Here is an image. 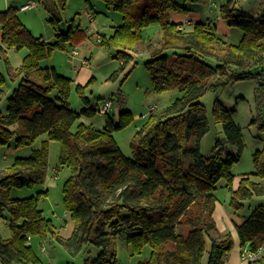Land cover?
<instances>
[{"label": "trees", "instance_id": "1", "mask_svg": "<svg viewBox=\"0 0 264 264\" xmlns=\"http://www.w3.org/2000/svg\"><path fill=\"white\" fill-rule=\"evenodd\" d=\"M67 1L61 0L63 8ZM102 1L108 10L121 14L122 22L111 35H101L99 46L114 49L115 58L129 62L133 59L130 51L144 39V30L159 24L162 42L149 44L150 57L144 64L152 76L153 92L178 89L180 96L145 117L132 144L135 157L130 158L114 133L134 121L133 113L122 111L117 120L108 114L102 128L81 122L82 116L100 112L98 103L92 104L85 92L93 80L77 86L83 107L76 110L69 101L74 80L43 63L56 49L79 45L91 37L86 29L73 19L62 30L63 19L54 13L50 24L55 40L49 42L31 32L19 18L17 7L0 11L4 45L27 50L17 69L18 86L7 99V111L0 110V146L32 147L28 156H17L0 174V217H7L11 229L9 238L0 235V264L38 263L33 238L57 236L56 224L40 207L49 192L43 186L53 141L60 144L57 167L71 170L63 192L65 209L74 223L71 236L58 235V239L74 254L90 252L92 246L102 248L98 257L86 259L87 264H118L111 245L119 236L133 254L142 253L146 246L152 248L139 264H203L207 252V264H223L233 248V236L230 231L219 232L213 217L218 184L226 181L234 210L244 208L254 196H264V149L254 153L255 170L244 174L234 189L233 167L239 158H225L220 150L208 156L201 152V139L210 129L201 98L228 81L264 75V10L257 15L238 12L236 0L220 5L226 23L243 33L233 44L211 23L197 22L191 29H180L170 13L188 12L181 0ZM0 82H5L2 73ZM233 111L217 100L213 115L223 124L226 140L241 152L245 141ZM42 135L46 138L34 147ZM193 138L194 162L186 170L183 147ZM12 188L37 189L33 196L11 197ZM237 232L243 247L248 244L256 250L264 246V203L237 226ZM251 264H264V252Z\"/></svg>", "mask_w": 264, "mask_h": 264}, {"label": "rangeland", "instance_id": "2", "mask_svg": "<svg viewBox=\"0 0 264 264\" xmlns=\"http://www.w3.org/2000/svg\"><path fill=\"white\" fill-rule=\"evenodd\" d=\"M30 1L33 0H0V11L10 6L17 7L18 16L23 23L35 36H42L46 40H55V31L50 24V19L53 18L54 13L63 19L61 23L62 30L68 29L70 22L74 19L76 23H80L82 27L87 30L89 36L91 35V37L86 38L77 45L80 51L86 54L87 57H90V67L88 69L92 71L93 81L85 89V92L91 99V103H98L99 108H101L106 101L112 99L113 106L109 114L114 119L116 118V114L118 113V118L119 113L122 111L129 110L133 113L134 121L127 127L116 131L114 136L123 153L130 158H134L135 154L132 144L138 129L143 125L145 117L150 113V106L156 105L158 109L165 108L173 102L176 97L180 96L179 90L174 89L159 94L152 91V76L144 64L145 60L149 59V54L140 57L136 55L132 60L126 62L122 66L121 62L123 59L114 57V49L106 51L103 47L99 46L98 42H96V35H111L113 33L112 25L119 22L122 18L121 14L118 15L114 11L111 12L118 16H114L111 13L109 16L105 14L104 11L108 10L102 0H92L97 10L102 11V13L92 12L95 15L93 23L89 21L86 13L91 11L86 0H68L65 8L62 6L61 0H35L37 2L36 6H30L22 10L21 6L28 4ZM181 1L188 8V12L185 15L192 17L194 23H209V19L213 20L215 24L217 23L218 11H215L216 13L214 12L213 14L210 13L208 10L209 2L204 0ZM217 1L220 5L223 4L221 1ZM247 2L248 3H245V5L243 4L244 7L253 11L251 5L259 8L263 5L264 0H247ZM236 5L238 12L239 10L241 12L244 11L237 3ZM47 7L51 8L53 12L49 11ZM218 8L220 9V7ZM259 11L261 10L257 12ZM190 12H194L195 15L199 14L201 19H199V21L195 20ZM255 13L256 12H253L252 14L255 15ZM226 25L231 28L228 24ZM191 28H193V25L189 27V29ZM232 29L242 33L238 28L232 27ZM1 34L0 25V45L4 47L3 50L0 49V73H2L5 79L4 84H0V89L3 90L0 110L6 113L8 106L7 99L8 96L12 94L13 89L18 86L20 76L18 75L17 69L22 64L27 50L8 48L4 45ZM218 34L229 43H238V40L232 37V35L224 36L219 32ZM145 37L147 40L152 38L155 44L153 42L150 43L154 46H158L162 42L161 26L159 24H152L147 27ZM147 40L144 41L147 43L145 46L149 47L150 43H148ZM153 45L152 48L154 47ZM70 48L71 47H68L65 50L56 49L52 55L45 60L44 65H53L60 73L68 75L75 80L78 71L74 69V66L80 67L79 65L82 60L79 58L71 60ZM75 92L80 97L79 93L74 88L71 96ZM75 96L74 94L71 98ZM217 100L221 101L226 108L230 110L234 109L232 112L233 120L241 127L245 141V146L241 152H239V147L237 145L230 144L226 140L223 124L214 119L213 109ZM201 101L206 106L210 125L209 131L201 139V152L208 156L220 150V153L225 158L230 156L239 158L238 162L235 163L233 167L235 179L242 178L244 174L254 171V153L257 150L264 149V75L228 81L226 85L220 86L217 90L207 92L201 98ZM106 115L108 114L98 112L96 115L88 118L94 120L100 116L105 117ZM136 115H138L137 118H135ZM106 118L107 116L105 119ZM93 123L94 126H97L95 124L96 122ZM45 138L46 135L39 137L34 147L39 146ZM219 141L220 144L219 147H217ZM195 143L196 139L193 138L191 141L184 144L182 159L186 170H188L194 162V156L191 150L194 148ZM10 147L15 148L14 145ZM31 149L32 147L18 148V153H14L8 146H0V174L14 162L17 156H28L31 153ZM59 155L60 144L54 142V147L50 150L49 155L50 170L57 166ZM70 174V168L67 166L60 167L58 177L53 178L58 181V187H53V185L48 184L49 188L46 189L49 190V192L47 196L42 197L40 201V207L44 210L45 215L51 217L57 226V236L51 235L46 239L35 237L32 241V246L41 261L29 264H87L86 259L89 258V256L98 257L102 251V248L92 246L89 249L90 252L82 251L74 254L58 239V235L70 237L74 229V223L64 206L63 184ZM36 189L12 188L10 190V195L11 197H29L36 195ZM217 190L220 197L224 193L229 192L225 180L220 181ZM259 203H261L259 202V196H254L252 200L247 202L246 209L250 208L249 205H252V208H254ZM7 215L8 213L5 214V216ZM0 235L3 238H9L11 236V229L8 225L7 217H0ZM43 246L46 248L45 251L43 250ZM111 249L116 253L118 264H139L141 260L149 257L152 248L146 246L142 253L133 254L131 246L125 241L123 236H119L113 241Z\"/></svg>", "mask_w": 264, "mask_h": 264}, {"label": "crops", "instance_id": "3", "mask_svg": "<svg viewBox=\"0 0 264 264\" xmlns=\"http://www.w3.org/2000/svg\"><path fill=\"white\" fill-rule=\"evenodd\" d=\"M217 4H218V7H220V4L218 3L217 0H214ZM221 1V3H224L226 2L227 0H219ZM87 4L89 5V9L91 11L89 12H86L87 13V16H88V19L91 23L94 22V19H95V15L92 13V12H95V13H102V11H98L97 10V7L94 5L93 1L92 0H86ZM236 3L242 7L241 9L244 10L245 13H248V14H252L253 12H256L255 15H257L258 13H260L262 10H264V3L263 5H261L259 8H256L254 6L251 5L252 10H250L249 8L247 7H244L245 3H248L247 0H236ZM244 4V5H243ZM222 5V4H221ZM23 6V5H22ZM21 6V7H22ZM209 7V6H208ZM216 8L215 11L218 15V20H217V23L215 24L213 20L209 19V23H211L212 25H214L217 29V31L224 35V36H230L232 35V37H234L235 39H237L239 42L243 36V33H239V31H235L234 29L232 28H229L227 27V23L226 21L222 18V16L220 15V11L218 10L219 8ZM244 7V8H243ZM254 7V8H253ZM261 10L259 12H257L258 10ZM21 10V9H20ZM23 10V9H22ZM108 10V9H107ZM209 12H210V9L208 8ZM112 10H108V11H104L105 14H107L108 16L110 15V13L114 16H118L119 13L116 12V14L118 15H115V13L111 12ZM214 11V12H215ZM115 12V11H114ZM213 12V13H214ZM215 12V13H216ZM191 15L195 18V20H198L201 19L200 18V15L197 14L195 15L194 12H190ZM211 13V12H210ZM212 13V14H213ZM186 13H179V12H176V11H172L170 13V17H171V20L173 22H176V23H180L181 25H184L186 29H189L190 26L194 25V21L192 20L193 18L190 17V16H187L185 15ZM254 15V14H253ZM189 18V19H188ZM122 22V18L119 22H117L116 24H113L112 25V28H113V32H114V29ZM147 29V28H146ZM146 29L144 30V32H146ZM87 31V30H86ZM1 33H2V29H1ZM1 37H2V34H1ZM46 40V39H45ZM147 38L145 37V33H144V39L142 40V42L140 44H138L135 49L133 51H130V53L132 54L133 58L138 55L139 57L140 56H146V55H150V50L148 48V46L146 47L145 44H147L146 41ZM47 41H53V40H47ZM148 43H152L153 42V39L150 38L149 40H147ZM97 42V41H96ZM155 44V42H153ZM236 43V42H235ZM3 46V45H2ZM68 47H71L70 49L74 48V47H77V45L75 46H67L66 48ZM65 48V49H66ZM64 48L62 50H65ZM106 51H110L106 48H104ZM79 50V49H78ZM80 51V50H79ZM78 58V57H77ZM79 58L82 59V58H87L90 62V57H87L86 54H84L82 51H80V55H79ZM45 62V60L43 61V63ZM122 66L126 63L125 61H122ZM47 66H50V67H55L53 65H47ZM80 67L76 66V69L78 71L77 73V78L74 80V89L76 90L77 86L79 84L81 85H85L86 83H88V81H90L91 79H93V75H92V71L91 69H88L89 67L87 66H84L82 65V62L81 64L79 65ZM56 68V67H55ZM84 68V69H83ZM57 69V68H56ZM59 72V71H58ZM68 76V75H67ZM70 77V76H69ZM1 90V89H0ZM3 93V92H2ZM76 95L75 97L71 98L73 95ZM69 99L70 101V104L71 106L76 109V110H80L82 107H83V101L80 99V97L78 96V94L75 92ZM3 95V94H2ZM94 104V103H92ZM117 115L118 113L116 114V118L115 120H117ZM107 116V115H106ZM105 116V117H106ZM105 117L103 116H100L96 119H90L88 118L87 116H82L80 121L87 124V125H92L94 126V123L93 122H96L95 124L97 126H94V127H99V128H102L106 125V120L107 118L105 119ZM119 117V116H118ZM138 115L135 116V118H137ZM44 140V139H43ZM54 147V141L51 142V148L50 150ZM10 150H12L14 153H18V150L16 148H11L9 147ZM50 163V162H49ZM58 171H59V168L56 166V167H53L51 170H50V165H49V170H48V175H47V178H46V182H45V185L43 186L44 189L46 188H49L48 184H51L53 185V187H58V181L57 180H54L53 178L55 177H58ZM57 174V175H56ZM54 175V176H53ZM240 179V180H239ZM242 178H238V179H235L234 180V183H233V186H234V189H237L239 184H240V181H241ZM49 191V190H48ZM218 190H216V194H217V197H218V201H217V205H216V209H215V212L213 214V217H214V220H215V223H216V226H217V229L219 232H226V231H230L232 233V236H233V248L231 251H229L225 257H224V261H223V264H251V260L249 259H245L242 257V250L247 248L249 245L247 244L246 246H242L241 245V242H240V238H239V235H238V232H237V226L242 224L245 219L248 217V215L251 213V211L255 208H252L253 206L252 205H249L250 208L246 209L247 208V202H249L251 199L247 200L245 202V206L244 208L240 209V210H234L231 205H230V198H231V191L229 190L228 193H224L221 197L219 196V194L217 193ZM254 198V197H253ZM259 202L261 203H264V196H259ZM259 203V204H261ZM258 204V205H259ZM257 205V206H258ZM35 238V237H34ZM33 238V240H34ZM32 240V241H33ZM210 246H211V242L208 240L207 241V249L209 250L210 249ZM208 262V252L207 254L205 255V258H204V262L203 264H207Z\"/></svg>", "mask_w": 264, "mask_h": 264}, {"label": "built area", "instance_id": "4", "mask_svg": "<svg viewBox=\"0 0 264 264\" xmlns=\"http://www.w3.org/2000/svg\"><path fill=\"white\" fill-rule=\"evenodd\" d=\"M204 1L209 2V9H210L211 13H213L215 11V9L218 7V4L214 0H204ZM36 5H37V2L35 0H33V1H30L28 4L23 5L22 9L24 10V9L29 8L30 6H36ZM184 28H185L184 25H180V29H184ZM101 39H102L101 35L97 34L96 35L97 42H100ZM79 55H80V51L78 50L77 47H74V48L71 49V55H70V59L71 60H74L77 57L79 58ZM81 60H82V65L87 66V67L90 66V62H89V60L87 58H82ZM74 69H76V66H74ZM112 106H113V100L109 99L108 101L105 102V104L101 108H99V110H100L101 113L109 114L110 113V109L112 108ZM157 109L158 108H157L156 105H151L150 106V112H154ZM43 250L44 251L46 250L45 246H43ZM263 252H264V246H259L256 250H252L250 248V246H248L247 248L242 250V257L245 258V259H249L251 261H254Z\"/></svg>", "mask_w": 264, "mask_h": 264}]
</instances>
